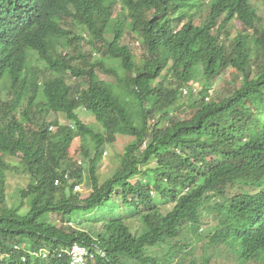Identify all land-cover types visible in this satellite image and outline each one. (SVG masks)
Listing matches in <instances>:
<instances>
[{
  "label": "trees",
  "instance_id": "trees-1",
  "mask_svg": "<svg viewBox=\"0 0 264 264\" xmlns=\"http://www.w3.org/2000/svg\"><path fill=\"white\" fill-rule=\"evenodd\" d=\"M232 21L241 29L227 41L221 33ZM126 34L136 37L139 56L122 43ZM35 61L45 63L43 77ZM230 67L224 91L210 95ZM197 72L203 84L195 92ZM80 109L99 127L83 122ZM167 115L175 122L161 128ZM118 135L132 139L100 182L104 146ZM75 138L85 158L93 153L86 197L74 189L84 168L69 155ZM12 168L28 177L23 214L6 202ZM86 221L101 231L78 226ZM193 231L207 239L201 264L212 255L264 264V25L256 6L0 0V264H72L65 250L73 244L88 248V264H124L123 256L176 264L181 246L171 242ZM162 244L164 256L147 253Z\"/></svg>",
  "mask_w": 264,
  "mask_h": 264
},
{
  "label": "rangeland",
  "instance_id": "rangeland-1",
  "mask_svg": "<svg viewBox=\"0 0 264 264\" xmlns=\"http://www.w3.org/2000/svg\"><path fill=\"white\" fill-rule=\"evenodd\" d=\"M257 8V13L261 18V23L264 25V0H250ZM241 27L239 22L232 21L228 24V26L222 30V37L227 41H230L239 31ZM122 43L127 44L131 50L139 56L142 52V49L138 45L136 37L132 34H126L122 40ZM90 49L89 45L82 43V50L87 52ZM68 53H71V49L67 48ZM36 68L40 72V77H43L44 73L47 71L45 68V63L43 61H35ZM233 69L230 67L226 71L220 74V76L213 80L212 85L210 86L209 93L210 95H216L224 91L226 87V83L230 78V73ZM101 78H109L106 75L99 72ZM67 80L71 84H76L79 80H73L71 77H67ZM83 84V81H80ZM203 84L202 75L200 72H197L194 79L191 81V85L195 92L201 89ZM117 88L125 95H128L124 86L120 83H116ZM184 98L187 96L184 91ZM80 118L83 122L94 126L95 128L99 127V124L96 122L93 115H91L88 111L84 109H80L78 111ZM59 120L62 123H66V117L62 114L57 115ZM175 122L174 115H167L165 116L161 123L160 127L165 128ZM131 137L118 135L114 143L104 146L102 158L100 160L99 168L97 170V174L99 176L100 182H103L105 179L110 177L114 171L116 170L119 164V157L123 152L125 146L131 141ZM69 155L72 159H77L83 166V182L78 184V188L75 190L80 193L81 197H86L90 191V179L89 174L87 171L88 167V160L92 158L93 153L89 154L88 159L84 157V154L81 152V141L79 138H75L70 149ZM7 160L13 164L18 165V158L17 157H10L6 156ZM28 183V177L23 174L20 169H11L6 173V202L9 205L17 206L22 205L21 213H25L29 208L28 199L22 200L20 190L26 187ZM207 215V214H206ZM50 217L47 215L44 216L43 220H49ZM129 223L132 227L140 229L141 223L137 218L129 219ZM73 225L75 223L73 222ZM79 227L83 228L84 230L91 231L93 234H97L101 231L102 225L101 223L86 221L82 224L78 225ZM206 226H202L199 230V233H204L206 231ZM207 239L204 236H198L196 231L189 232L185 237H181L179 240L171 242V245H178L181 247V252L179 255L174 259L176 264H191L194 261L195 264H201L204 258L209 254V252L205 251L204 245L206 244ZM168 249L166 245H159L155 247L147 248V253L156 257H162L167 253ZM121 261L124 264H143L138 260H132L123 256ZM218 264L226 263L230 264L229 260L223 257H218L216 255L211 256V264Z\"/></svg>",
  "mask_w": 264,
  "mask_h": 264
},
{
  "label": "built area",
  "instance_id": "built-area-1",
  "mask_svg": "<svg viewBox=\"0 0 264 264\" xmlns=\"http://www.w3.org/2000/svg\"><path fill=\"white\" fill-rule=\"evenodd\" d=\"M78 185L74 187L76 190ZM43 256L46 255L45 251H40ZM65 252L69 255L72 264H88V258L92 256L87 247L80 244H73Z\"/></svg>",
  "mask_w": 264,
  "mask_h": 264
}]
</instances>
